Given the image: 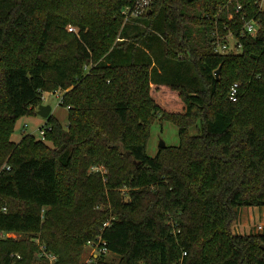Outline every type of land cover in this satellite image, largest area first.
<instances>
[{"label":"trees","instance_id":"obj_1","mask_svg":"<svg viewBox=\"0 0 264 264\" xmlns=\"http://www.w3.org/2000/svg\"><path fill=\"white\" fill-rule=\"evenodd\" d=\"M133 2L0 0V232L32 234L54 264L78 263L97 236L117 260L92 264H264V233L231 230L239 208L264 206V13L257 0H237L239 13L229 0H154L122 26ZM228 31L241 51L216 53ZM156 88L171 95L159 103ZM58 90L67 127L50 115L43 140L12 141ZM155 117L179 144L151 157ZM35 250L1 239L0 264H47Z\"/></svg>","mask_w":264,"mask_h":264},{"label":"rangeland","instance_id":"obj_2","mask_svg":"<svg viewBox=\"0 0 264 264\" xmlns=\"http://www.w3.org/2000/svg\"><path fill=\"white\" fill-rule=\"evenodd\" d=\"M122 22V26L124 25ZM69 32H77V30L69 26ZM89 67V66H88ZM87 67V68H88ZM90 68V67H89ZM157 91L154 92L156 99L159 103L164 101L165 98H168L171 95V92L166 89L156 88ZM63 95V91L58 90L55 93H44L42 96V105L50 107V114L54 116L60 124L66 128L67 127V109L59 104L60 98ZM38 108V107H37ZM37 111V109H36ZM46 118H42L38 114L35 116H25L17 120L14 128V133L11 136V140L14 142H19L24 135H32L36 140L41 139L40 130L45 128ZM199 124V123H197ZM189 135L197 134V127L194 126L189 129ZM164 143L166 146H177L179 144L178 128L167 121L160 120L159 117H155L152 125L150 127V138L147 144V154L151 157H154L159 151V143ZM47 145H50L49 142H46ZM164 147V148H165ZM91 170H94L93 168ZM90 170V171H91ZM261 225L263 227L262 232H264V206L262 207H241L238 209L237 218L231 224V230L235 234H248V233H258L257 227ZM10 238L18 239L21 242H34L39 249V245L42 243L38 239L32 238V234H23V233H10ZM37 237H39L37 235ZM43 245V244H42ZM38 251L36 250L33 253V258L38 256ZM89 251L85 247L80 253V258L78 263H83L86 259ZM57 259V258H56ZM105 259L108 262L117 260V257L111 254L105 255ZM48 260V259H47ZM47 264H54L49 260ZM36 264H40L37 262Z\"/></svg>","mask_w":264,"mask_h":264},{"label":"built area","instance_id":"obj_3","mask_svg":"<svg viewBox=\"0 0 264 264\" xmlns=\"http://www.w3.org/2000/svg\"><path fill=\"white\" fill-rule=\"evenodd\" d=\"M153 1L154 0H134V2L130 6L125 7L121 12L124 23L130 22L138 17L145 15L150 10ZM232 2H236L234 7V12L239 13L242 9V6L240 5L239 2H237V0H229L228 4H231ZM257 5L259 11L264 13V0H257ZM225 11L228 14L227 16L228 20H231L233 18V14L231 13L229 5L225 7ZM242 20H243V24L241 28V34L243 36L248 35L249 37H256L260 29L259 21L255 19L246 20L244 16L242 17ZM212 44L214 47V51L219 54L239 53L241 51V43L231 31H228V33L225 36H220L217 33H215L214 41L212 42ZM238 87L239 85L235 83L230 88L229 90L230 100L232 101L236 100ZM45 130H46L45 128H42L40 130V135L42 140L44 137ZM93 169L97 170V168H93ZM108 224H109L108 222L104 223L103 227L108 226ZM262 230L263 227L259 225L257 227V231L262 232ZM9 236H10L9 233L0 232V240L4 238H8ZM84 247L87 249V251H89V253L86 259L83 261V263L80 264H92L97 259V257L105 256L109 254L106 248V242L102 240L101 236H97L95 240L87 242ZM185 255L186 253H183V256ZM38 256L42 258H46L52 263L56 261V256L46 252L45 246L42 244L39 245Z\"/></svg>","mask_w":264,"mask_h":264},{"label":"water","instance_id":"obj_4","mask_svg":"<svg viewBox=\"0 0 264 264\" xmlns=\"http://www.w3.org/2000/svg\"><path fill=\"white\" fill-rule=\"evenodd\" d=\"M219 72H220V68H218L216 70V72H215L216 77H218ZM50 112L51 111H50V107L49 106L40 105L37 108V114L39 116H41L42 118H46L47 119L51 115ZM158 147L159 148H164L165 144L161 142V143H159ZM261 247L264 249V246H261Z\"/></svg>","mask_w":264,"mask_h":264}]
</instances>
